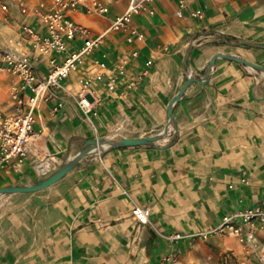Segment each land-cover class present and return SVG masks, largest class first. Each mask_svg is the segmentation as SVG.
<instances>
[{
	"label": "crops",
	"instance_id": "obj_1",
	"mask_svg": "<svg viewBox=\"0 0 264 264\" xmlns=\"http://www.w3.org/2000/svg\"><path fill=\"white\" fill-rule=\"evenodd\" d=\"M108 17L80 11L70 19L95 37L126 8V0H101ZM157 0L153 14L132 17L142 40L111 32L63 82L59 98L39 104L35 152L20 167L0 169V188L30 186L75 157L86 142H105L86 154L55 184L35 193L0 195V264H160L177 254L178 264H264V235L248 247L231 234L206 240L171 241L215 228L235 212L264 206V99L261 75L242 64L217 58L208 80L203 74L216 54L264 67V0ZM5 0L8 21L0 42L19 25L37 28L31 13ZM199 12L200 15H196ZM80 41L70 48L77 50ZM136 52V56H131ZM127 57L125 74L113 91L90 85L91 109L82 114L76 97L84 77L109 70ZM47 58L38 57L40 74ZM151 62L146 66V62ZM188 78L183 95L167 108ZM10 76L0 85V108L9 112ZM61 104L56 111L53 108ZM141 146L112 147L126 139L155 137ZM46 163L40 173L34 165ZM149 209V224H138L135 207Z\"/></svg>",
	"mask_w": 264,
	"mask_h": 264
},
{
	"label": "built area",
	"instance_id": "obj_2",
	"mask_svg": "<svg viewBox=\"0 0 264 264\" xmlns=\"http://www.w3.org/2000/svg\"><path fill=\"white\" fill-rule=\"evenodd\" d=\"M125 10L110 21L109 27L95 37L82 25L73 22L69 14L80 11L87 15L108 17V4L101 0H36L32 6L18 2L22 15L31 13L37 28L27 23L19 25L17 35L0 42V85L5 76L12 79L8 87L10 111L0 108V169L6 166L20 167L23 161L35 152V142L38 134L34 130L35 110L39 104L55 101L59 91L64 90L63 82L69 74L77 71L84 59L92 50L98 47L111 32H126V41L142 40L143 34L130 27L132 17L147 12L153 14L148 6L157 0H126ZM183 1L180 0V3ZM196 15H200L196 12ZM8 21V6L5 0H0V28ZM80 41L81 46L72 50V42ZM131 56H136L132 52ZM38 57L47 58V72L40 74L35 62ZM128 58L122 57L109 70L103 61H96L100 72L84 77L81 81V93L76 97V103L86 114L91 109L87 95L89 87L94 82H103L105 88L113 91L116 81L125 74ZM151 62H146L150 66ZM60 103L53 108L56 111ZM170 120L168 118V125ZM40 163L34 165L37 167ZM134 220L140 225L149 224V209L135 206L132 211ZM256 230L264 235V206L244 209L224 216L215 228L196 232L195 234H174L168 238L171 241L181 239L206 240L213 234H231L239 242L248 247L255 245ZM259 261L264 263V250ZM177 254L164 256L160 264H178Z\"/></svg>",
	"mask_w": 264,
	"mask_h": 264
},
{
	"label": "water",
	"instance_id": "obj_3",
	"mask_svg": "<svg viewBox=\"0 0 264 264\" xmlns=\"http://www.w3.org/2000/svg\"><path fill=\"white\" fill-rule=\"evenodd\" d=\"M244 45L254 47V48H264V46H259V45L251 44V43L244 44ZM217 58L234 61L238 64H242L244 66H247V67L257 71L262 77L260 99H264V67L250 63V62H247L245 60H242L240 58H237V57H234L231 55H227V54H216L211 58L208 66L206 68V71L203 74L202 79L200 81L201 84H204L208 80L210 70L214 66ZM193 81H194L193 79L188 78L186 80V82L184 83V85L182 86V88L176 94V96L174 98H172V100L170 101L168 108H167V116H168L169 120H171V105H172V103L177 101L178 99H180V97L183 95V93L186 90V88L188 87V85ZM164 134H165V130H163V132L161 134H159L158 136H155V137H145V138H139V139H126V138H124L117 143L110 144V146L119 147V146L148 145V144H152L153 142H156L159 139H161ZM101 142H105V141L102 138L87 141L86 146L75 157H73L68 162L62 164L60 167H58L54 172H52L47 177L43 178L42 180L38 181L34 185H30V186H11V187L0 188V195L15 194V193H35V192L41 191V190L55 184L60 179H62L69 171H71L86 154H88L91 151H93L94 149H96L101 144Z\"/></svg>",
	"mask_w": 264,
	"mask_h": 264
},
{
	"label": "bare ground",
	"instance_id": "obj_4",
	"mask_svg": "<svg viewBox=\"0 0 264 264\" xmlns=\"http://www.w3.org/2000/svg\"><path fill=\"white\" fill-rule=\"evenodd\" d=\"M101 146H102V144H101ZM47 165H46V163H41L38 167H37V169H38V171L40 172V173H42V172H44L47 168Z\"/></svg>",
	"mask_w": 264,
	"mask_h": 264
}]
</instances>
